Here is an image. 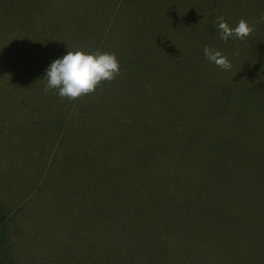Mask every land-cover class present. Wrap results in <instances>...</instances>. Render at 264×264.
I'll list each match as a JSON object with an SVG mask.
<instances>
[{"label":"trees","instance_id":"trees-1","mask_svg":"<svg viewBox=\"0 0 264 264\" xmlns=\"http://www.w3.org/2000/svg\"><path fill=\"white\" fill-rule=\"evenodd\" d=\"M213 13L215 21L223 16L235 27L245 19L255 30L244 40L224 41L214 21L213 43H203L200 55L186 63L197 74H122L70 101L57 90L45 93L43 79L54 62L48 57L55 53H41L29 95L39 109L48 103L65 114L39 153L37 191L50 197L36 223L42 212L41 226L83 237L77 261L64 258L52 241L41 253L43 264H200L204 256L202 264H264V0H214ZM205 45L221 51L232 69L208 61ZM32 48L21 44L22 59L31 60ZM98 107L110 123L97 119ZM80 124L92 133L73 127ZM49 142L57 150L45 156ZM207 202L232 217L189 212ZM225 225L235 226L229 237ZM10 227L11 210L0 199V264H21ZM176 231L185 234L182 241ZM250 239L262 251L249 253ZM227 242L235 249L230 254Z\"/></svg>","mask_w":264,"mask_h":264},{"label":"rangeland","instance_id":"rangeland-1","mask_svg":"<svg viewBox=\"0 0 264 264\" xmlns=\"http://www.w3.org/2000/svg\"><path fill=\"white\" fill-rule=\"evenodd\" d=\"M213 9L214 0H0V199L11 210L10 236L15 253L22 256L21 264H43L41 253L51 247L52 241L56 242V249L61 248L64 258L77 261V245L82 246L83 239L64 229L41 226L45 222L42 212L36 223L39 208L47 203L46 196L50 197L49 192L37 191L39 153L47 139L54 136L57 122L63 121L61 114H65L64 107L58 111L48 103L39 109L35 98L29 95L34 75L31 69L38 66L41 53L52 48L55 55L48 57L51 61L53 56L55 61L76 49L115 53L121 65L120 75L163 76L169 71L177 75L197 74L196 66L186 68V63L188 58L200 55L203 43H213ZM49 36L53 41L48 42ZM25 42L32 44L31 60L22 59L21 44ZM133 90L136 91L133 87L129 93H135ZM96 117L104 123L111 121V116L99 107ZM73 127L84 133L93 131L89 125ZM67 140L72 142L71 138L64 142ZM51 147L57 150L55 145L46 143L45 156L51 153ZM208 198L212 201L213 196ZM217 210L223 219L232 217L213 202L189 212L208 216ZM234 228L225 225L223 235L229 237ZM42 234L44 238H39ZM176 235L182 241L185 234L176 231ZM246 243L249 253L258 252L260 243L251 239ZM23 246L28 251H23ZM224 247L227 254L235 250L229 242ZM32 251L40 256L34 255L29 261ZM180 252L178 249V256ZM56 255L53 253V257ZM101 257V253L95 256ZM206 258L201 257L200 264ZM172 261L163 260L161 264H174ZM81 264L85 262L82 260Z\"/></svg>","mask_w":264,"mask_h":264},{"label":"clouds","instance_id":"clouds-1","mask_svg":"<svg viewBox=\"0 0 264 264\" xmlns=\"http://www.w3.org/2000/svg\"><path fill=\"white\" fill-rule=\"evenodd\" d=\"M220 39L244 40L255 30L251 22L241 19L231 27L223 16L215 21ZM205 58L223 70H231L233 65L221 51L205 45ZM121 74L120 61L115 53L86 52L82 49L69 50L65 56L55 60L46 73L47 86L44 91L57 90L62 99L76 101L94 94L105 82L114 81Z\"/></svg>","mask_w":264,"mask_h":264}]
</instances>
